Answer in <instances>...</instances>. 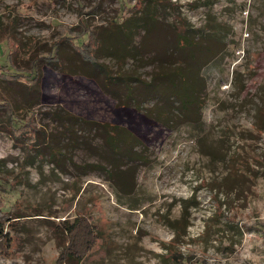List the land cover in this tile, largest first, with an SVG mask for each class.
<instances>
[{
  "label": "rangeland",
  "instance_id": "1",
  "mask_svg": "<svg viewBox=\"0 0 264 264\" xmlns=\"http://www.w3.org/2000/svg\"><path fill=\"white\" fill-rule=\"evenodd\" d=\"M171 1L195 28L215 17L233 30L224 36L220 56L198 69L205 87L195 113L181 117L174 99L166 104L161 94L143 87L137 88L138 102L119 91L125 100L120 106L94 81L47 63H36L39 102L26 101L25 90L1 83V95L44 131L48 143L36 148L25 129L15 138L0 128V223L9 236L0 244V264H58L65 246L62 222L78 217L90 219L98 237L80 264H264V132L257 125L264 106V0H218L210 9L191 7L193 0ZM121 6L120 0H0V65L8 66L16 44L17 58L31 61L65 33L93 30L119 21L120 14L129 17L131 11ZM160 34L165 48L158 56L125 65L139 70L143 80L156 73L158 63L190 53L171 51L173 36ZM201 44L218 48L213 40ZM201 46L193 54L198 65ZM106 64L116 69L113 62ZM63 111L127 128L134 146L124 133L109 137L106 145L102 132L85 128L77 144L59 139L53 113ZM198 115L206 124L202 139L187 126ZM1 116L5 120L7 113ZM204 146L222 149L230 159L211 158L202 153ZM36 151L43 157L30 165ZM230 170L248 174L241 191H223ZM189 199L195 203L187 210L190 226L176 239L168 223L183 226V201Z\"/></svg>",
  "mask_w": 264,
  "mask_h": 264
},
{
  "label": "trees",
  "instance_id": "2",
  "mask_svg": "<svg viewBox=\"0 0 264 264\" xmlns=\"http://www.w3.org/2000/svg\"><path fill=\"white\" fill-rule=\"evenodd\" d=\"M123 1L120 0L121 8H127L131 11L129 17L120 14V16L118 15L119 21L114 19L105 25L96 26L93 30L85 26L80 33L75 35L65 33L48 50L42 52L40 57L31 56V61L17 58L18 44L10 48L8 66L0 65V85L2 83L3 86L12 90L22 89L23 92L25 90L27 92L26 101L39 102L36 86L40 84V73L36 63H47L65 75H80L94 81L104 91L118 98L117 103H120V106H124L122 103L127 100V97L135 101L137 88L143 87L146 92L148 91V94H161L162 102L166 104L170 103L169 97L174 99L177 106L181 107V109H175L182 115L181 117L195 113L193 109L196 105L202 104L199 95L205 87L203 75L198 69L201 65L205 66L218 55L220 56L224 48V36L233 32L232 27L217 22L215 17H209L205 28H195L182 14L181 5L171 0H135L131 6H127ZM217 1L193 0L190 2V6L193 8L204 6L210 9ZM169 16L172 18L171 21H168ZM160 33H168L173 36L170 42L171 51L173 49L190 50V53L184 56V58L189 56V59L187 62L184 58L173 63L160 62L156 73L150 79L143 80L140 78L139 70L125 68V65L128 64V61L135 63L146 59L148 54L154 57L158 56V53L165 48V44L161 42L160 37L162 35ZM137 36L139 40L135 41ZM205 40H213L218 43L217 50L214 52L206 46H201V42ZM199 46H201L204 55L201 58L202 62L198 65L195 63L193 54L199 50ZM106 60L113 62L116 69L112 70L106 64ZM189 70H193V72L191 73ZM18 78H27L29 83L23 84L18 81ZM116 85L118 88H115ZM179 86H184V89H180ZM168 88L174 90L168 93ZM119 91L127 94L124 97L125 100L121 99ZM136 102L138 101L136 100ZM14 106L0 93V128L10 130L15 138H18L17 136H20L25 129L26 134L29 135V141L34 147L47 145L44 131L34 128L29 120L20 117ZM168 107L165 108L169 110ZM258 112L260 118H258L257 125L260 132H264V106ZM4 113H7L5 120L1 116ZM156 116H160V114L156 113ZM53 119L60 127L56 137L59 139L66 138L70 144H77L78 137H80L78 133H81L80 130H84V128L93 132H102V135L105 136L103 139L106 145H108L109 137H114L119 133L129 136L131 146H134L135 143V140L130 136L131 131L121 126L86 121L64 111L61 113L54 112ZM193 119L187 122V126L191 132H195L194 137L202 139L206 124L199 115ZM39 137H42L41 142L38 140ZM58 138V143H60ZM49 148L53 147L48 146ZM202 149V153L211 158H219L224 162L230 159L229 153L222 149H213L210 146H204ZM51 154L53 157H57L59 153L56 154L52 151ZM41 157L43 155L36 151L29 164L33 165ZM0 165L2 164L0 163ZM248 177L246 172L240 173L230 170L223 177L224 181L221 187L222 189L225 187L223 191L229 193L241 191V184H244V181L249 179ZM183 203L182 209L185 211L182 218L183 226L178 227L176 220H170L168 223L176 239L187 235L186 230L190 226L187 210L195 207V203L191 202V199L184 200ZM62 224L61 230L65 237V246L60 251L57 263L80 264L94 247L98 238L97 233L92 228L94 224L91 223L90 219L83 217H78L72 222H62ZM3 227V224L0 223V244L9 240L8 234L3 232Z\"/></svg>",
  "mask_w": 264,
  "mask_h": 264
}]
</instances>
